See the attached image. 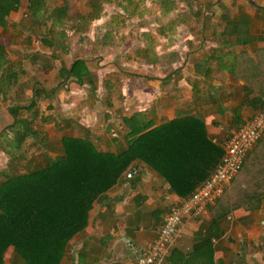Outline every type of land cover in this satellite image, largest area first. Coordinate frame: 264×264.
Wrapping results in <instances>:
<instances>
[{"label": "crops", "instance_id": "obj_1", "mask_svg": "<svg viewBox=\"0 0 264 264\" xmlns=\"http://www.w3.org/2000/svg\"><path fill=\"white\" fill-rule=\"evenodd\" d=\"M187 1L167 0L162 15L169 18L168 27H133L122 32L124 39H116L111 36L120 29L115 32L109 22L98 38L93 29L59 25L68 17L65 5L48 11L45 1L32 12L29 0H20L0 25V130L27 131L19 146L28 141L40 153H24L26 164L20 167L42 162L43 153L60 154L64 135L88 137L101 150L118 151L126 145L124 119L138 113L152 127L199 116L203 137L218 144L228 130L250 119L264 99V0H192L199 6L193 11ZM177 20L182 21L174 26ZM62 29L72 35L58 42L55 36ZM78 33L89 37L79 41L84 38ZM76 60L86 67L79 68L80 77L69 72ZM98 66L108 75L98 73ZM7 99L19 108L17 123ZM96 99H102L101 109H95ZM53 147L55 154L48 150ZM12 162L8 173L18 167L16 159ZM133 167L137 172L131 178L123 173L94 200L85 227L69 240L59 264H131L156 237L163 214L181 197L144 162ZM236 180L237 186L231 181L204 218L183 221L173 248L188 253L196 241L210 236L212 264H264V191L251 207L237 206L233 192L246 178ZM5 256L4 264H24L11 250ZM160 264L171 262L167 257Z\"/></svg>", "mask_w": 264, "mask_h": 264}, {"label": "trees", "instance_id": "obj_2", "mask_svg": "<svg viewBox=\"0 0 264 264\" xmlns=\"http://www.w3.org/2000/svg\"><path fill=\"white\" fill-rule=\"evenodd\" d=\"M19 1L0 0V25L10 11L17 9ZM29 5L30 11L36 12L43 0H29ZM81 62L71 64L70 74L80 77L77 72ZM255 101L260 103L262 99ZM124 122L128 127L124 134L126 145L118 151L101 150L88 137L64 135L60 154L51 157L43 153L42 162L22 172H3L0 264H4L9 250L24 264H59L69 240L85 227L94 200L110 189L133 162H144L163 177L170 191L187 197L213 171L233 131L228 130L222 144H218L203 137V120L199 116L177 117L152 127L138 113ZM26 132H16L15 148ZM254 155L261 159L256 161ZM248 169H255L254 174H249ZM239 177L246 180L234 190L232 203L251 207L264 191V134L231 180H235L231 185L234 188ZM211 248L210 236H205L190 252L183 254L173 248L167 257L171 264H212Z\"/></svg>", "mask_w": 264, "mask_h": 264}, {"label": "rangeland", "instance_id": "obj_3", "mask_svg": "<svg viewBox=\"0 0 264 264\" xmlns=\"http://www.w3.org/2000/svg\"><path fill=\"white\" fill-rule=\"evenodd\" d=\"M45 1H46V5H45ZM43 0V6L45 5V8L48 9V11H51L52 8H54L57 5L63 6L65 5V7L67 8V15L68 17L63 20V23L59 24L61 26H64L65 29L69 28L70 26H73L75 28H77V26L79 27L77 29V31H84L89 29H93L94 35L100 36L101 38V34L102 31L104 30V28H106L108 22L110 24H112V26L116 31L118 32V28L121 30V28L123 30H119V35L116 36H111L112 38H122L124 39V35L122 34V32L129 30L131 32V30L133 29V27L135 28H139V27H148V26H164V27H168L169 26V18H167L164 15H162V10L165 9L167 5L166 2L167 0H163V4L160 3L161 0L154 1V0H106V2L104 1L99 3H96L95 0H75L73 3H71L70 1H63L61 2L60 0ZM170 0H168L169 2ZM171 1H175L174 4L177 3V0H171ZM157 3V7H155L157 10L155 12H158L157 14L154 13L153 11V6L154 4ZM180 3V2H178ZM187 4V9L190 10H197L198 4H194L192 0H189L186 2ZM153 4V5H152ZM179 5V4H176ZM182 4H180V8H182L181 6ZM40 8V9H42ZM182 10V9H181ZM123 12V13H122ZM153 12V13H152ZM46 14V12H45ZM125 14V15H124ZM77 16V17H76ZM50 20V19H49ZM47 20V21H49ZM38 20H36L37 22ZM42 21V20H40ZM53 21V20H52ZM178 21H182V20H177L176 23L174 24V26L178 25ZM191 22H192V18H191ZM105 26V27H104ZM125 28V29H124ZM64 29V30H65ZM72 29V27H71ZM41 30V29H39ZM63 30V29H62ZM63 30L62 34L56 35L55 38L57 39L58 42H62V41H67V38L72 35V34H67L66 31ZM79 34V33H78ZM77 36H79L80 38H84L81 39L79 41H83L85 39H87L89 36L85 33V34H79ZM100 34V35H99ZM41 35H44L41 33ZM69 35V36H68ZM36 38V41H38L41 37L40 34L39 35H34ZM40 37V38H39ZM54 37V36H53ZM75 37V36H73ZM82 43V42H81ZM150 54V53H149ZM83 54H80V57ZM99 64H103L101 61L99 60ZM85 68V69H84ZM82 70L85 71L86 67H82ZM109 70H107L104 66L99 67L98 66V70L97 72L100 74H105L108 75ZM110 72V71H109ZM95 73L93 74V72L90 71L89 74H87L88 78L93 79L95 77ZM104 75V77H105ZM80 76V75H79ZM102 79V83L103 84L105 82V79ZM97 88V83H95L94 85V89ZM14 96L12 94V98L13 99ZM10 99V100H11ZM9 99L6 100V103L9 104V106L11 105L13 108H10L12 113L14 115H16L18 113L19 108L15 107L13 102H9ZM97 100V101H96ZM95 102V109L102 108V105H100V103H102V99H96ZM9 102V103H8ZM10 109H7L10 111ZM6 110V111H7ZM5 114V113H4ZM2 114L1 117L6 120L7 116L6 114L4 115ZM143 118H145V115L142 114ZM21 130L18 131H12L9 130V132L7 131V128H4L3 130H0V181L4 178L3 171L7 170L6 168L11 166V164L13 163L12 161L14 159H16V161L18 162V167H14L15 170L10 171L11 173L13 172H22L24 171L23 167H20V165H24L26 164V152L28 154L29 151H31V155L32 156H36L39 153L38 148L35 147H31L30 144L28 145V141L23 143V145H20L18 148H15L14 146V140L16 137V132L19 133ZM53 132V130H52ZM17 139V137H16ZM57 140H55V142H57ZM57 147H53L52 149L54 151H51L50 148H48V150L50 152H52L53 154H55V149ZM46 149V148H45ZM4 150L5 154H8L11 156V162L8 161L7 157L4 155V153H2L1 151ZM7 150V151H5ZM43 150V148L41 149ZM36 152V153H35ZM25 153V155H24ZM20 154L19 157H17V155ZM32 167V166H31ZM7 262V261H5ZM6 264V263H5Z\"/></svg>", "mask_w": 264, "mask_h": 264}, {"label": "built area", "instance_id": "obj_4", "mask_svg": "<svg viewBox=\"0 0 264 264\" xmlns=\"http://www.w3.org/2000/svg\"><path fill=\"white\" fill-rule=\"evenodd\" d=\"M263 134L264 99L255 114L239 124L225 140L219 162L200 186L187 197L170 203L162 216L156 237L145 244L131 264H160L173 248L183 221L201 220L208 214L209 207L223 195L226 186L243 167L247 154L258 144ZM136 172V168H130L125 176L131 178Z\"/></svg>", "mask_w": 264, "mask_h": 264}]
</instances>
